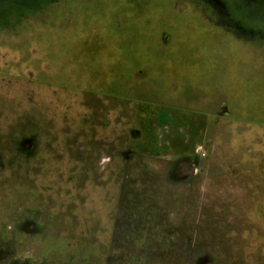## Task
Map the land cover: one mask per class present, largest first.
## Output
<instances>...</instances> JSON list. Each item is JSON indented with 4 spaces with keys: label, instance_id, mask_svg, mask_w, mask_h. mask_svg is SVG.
Listing matches in <instances>:
<instances>
[{
    "label": "rangeland",
    "instance_id": "obj_1",
    "mask_svg": "<svg viewBox=\"0 0 264 264\" xmlns=\"http://www.w3.org/2000/svg\"><path fill=\"white\" fill-rule=\"evenodd\" d=\"M4 6L0 264H264V0Z\"/></svg>",
    "mask_w": 264,
    "mask_h": 264
},
{
    "label": "flooded vegetation",
    "instance_id": "obj_2",
    "mask_svg": "<svg viewBox=\"0 0 264 264\" xmlns=\"http://www.w3.org/2000/svg\"><path fill=\"white\" fill-rule=\"evenodd\" d=\"M19 2L20 0H0V14L5 12L4 10L6 9V7L4 6V4L9 3L17 5Z\"/></svg>",
    "mask_w": 264,
    "mask_h": 264
},
{
    "label": "water",
    "instance_id": "obj_3",
    "mask_svg": "<svg viewBox=\"0 0 264 264\" xmlns=\"http://www.w3.org/2000/svg\"><path fill=\"white\" fill-rule=\"evenodd\" d=\"M179 164H180L179 166H182V167H184V166H185L183 163H179Z\"/></svg>",
    "mask_w": 264,
    "mask_h": 264
}]
</instances>
